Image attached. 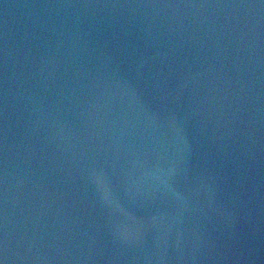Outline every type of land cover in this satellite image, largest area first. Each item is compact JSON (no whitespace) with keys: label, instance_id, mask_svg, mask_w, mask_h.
<instances>
[{"label":"water","instance_id":"water-1","mask_svg":"<svg viewBox=\"0 0 264 264\" xmlns=\"http://www.w3.org/2000/svg\"><path fill=\"white\" fill-rule=\"evenodd\" d=\"M0 264H264V0H0Z\"/></svg>","mask_w":264,"mask_h":264}]
</instances>
